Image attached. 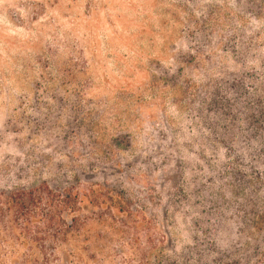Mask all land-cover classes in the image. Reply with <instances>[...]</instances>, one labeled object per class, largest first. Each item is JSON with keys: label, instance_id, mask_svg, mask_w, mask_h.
Wrapping results in <instances>:
<instances>
[{"label": "rangeland", "instance_id": "obj_1", "mask_svg": "<svg viewBox=\"0 0 264 264\" xmlns=\"http://www.w3.org/2000/svg\"><path fill=\"white\" fill-rule=\"evenodd\" d=\"M0 264H264V0H0Z\"/></svg>", "mask_w": 264, "mask_h": 264}, {"label": "trees", "instance_id": "obj_2", "mask_svg": "<svg viewBox=\"0 0 264 264\" xmlns=\"http://www.w3.org/2000/svg\"><path fill=\"white\" fill-rule=\"evenodd\" d=\"M29 195H31V194H29ZM24 196H25V197H24ZM46 199L48 200L49 198H46ZM9 200L14 201V200L11 199V197L9 198ZM9 200L7 201V203H8L9 205H10V204L13 205V203H14V207H15V208H19V209H21V208L24 207V205L26 204L25 202L28 200V196H27V195L19 196V197L15 198V201H14V202H9ZM65 200H66V199L62 200V201H64V202H62V203H65Z\"/></svg>", "mask_w": 264, "mask_h": 264}]
</instances>
